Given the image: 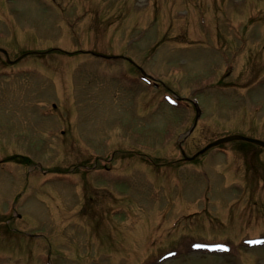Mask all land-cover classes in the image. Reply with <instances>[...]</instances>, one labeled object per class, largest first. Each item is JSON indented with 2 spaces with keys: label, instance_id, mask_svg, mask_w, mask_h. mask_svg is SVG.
<instances>
[{
  "label": "rangeland",
  "instance_id": "1",
  "mask_svg": "<svg viewBox=\"0 0 264 264\" xmlns=\"http://www.w3.org/2000/svg\"><path fill=\"white\" fill-rule=\"evenodd\" d=\"M77 40L132 61L70 55ZM0 45L59 48L0 63V158L32 159L0 163V264H44L30 238L51 264H264V241L245 244L264 233V193L240 195L264 180L243 162L257 146L174 162L194 114L163 96L200 108L188 155L227 134L264 140V0H0ZM228 67L230 85H212ZM193 240L227 248L202 254Z\"/></svg>",
  "mask_w": 264,
  "mask_h": 264
}]
</instances>
